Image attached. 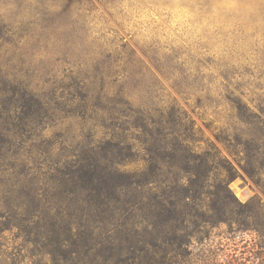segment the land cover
Returning a JSON list of instances; mask_svg holds the SVG:
<instances>
[{
  "label": "trees",
  "instance_id": "obj_1",
  "mask_svg": "<svg viewBox=\"0 0 264 264\" xmlns=\"http://www.w3.org/2000/svg\"><path fill=\"white\" fill-rule=\"evenodd\" d=\"M93 84L76 89L87 96ZM7 91L0 108L4 264H245L236 248L220 253L214 237L248 232L255 234L249 252L264 264V202L257 192L243 202L230 187L244 172L264 194V117L240 95L230 99L232 137L216 135L236 164L175 100L165 114L135 104L121 88L111 113L120 131L95 151L42 168L11 137L28 132L27 117L47 114L49 103L20 81ZM160 157L167 168L161 192Z\"/></svg>",
  "mask_w": 264,
  "mask_h": 264
},
{
  "label": "rangeland",
  "instance_id": "obj_2",
  "mask_svg": "<svg viewBox=\"0 0 264 264\" xmlns=\"http://www.w3.org/2000/svg\"><path fill=\"white\" fill-rule=\"evenodd\" d=\"M5 76L49 103L47 114L27 117L28 132L11 137L42 168L95 151L120 131L111 113L121 88L165 114L175 100L235 163L216 135L232 137V96L264 117V0H0V108L14 84ZM91 82L93 94L76 89ZM159 166L161 192V157ZM242 173L245 180L230 182L236 196L244 202L257 192L264 202ZM254 236L214 238L220 253L236 248L245 264H258Z\"/></svg>",
  "mask_w": 264,
  "mask_h": 264
}]
</instances>
